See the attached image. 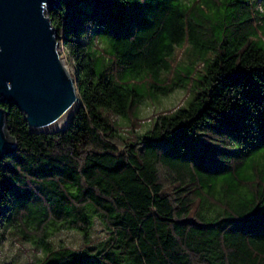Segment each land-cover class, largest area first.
<instances>
[{
	"label": "trees",
	"instance_id": "trees-1",
	"mask_svg": "<svg viewBox=\"0 0 264 264\" xmlns=\"http://www.w3.org/2000/svg\"><path fill=\"white\" fill-rule=\"evenodd\" d=\"M48 13L80 107L46 132L0 101L17 139L0 161V264H264V0H58ZM177 87L184 102L121 132L115 115ZM5 238L32 257L3 261Z\"/></svg>",
	"mask_w": 264,
	"mask_h": 264
},
{
	"label": "water",
	"instance_id": "water-1",
	"mask_svg": "<svg viewBox=\"0 0 264 264\" xmlns=\"http://www.w3.org/2000/svg\"><path fill=\"white\" fill-rule=\"evenodd\" d=\"M58 0H0V101L24 113L27 129H63L80 107L48 10ZM17 146L0 104V161Z\"/></svg>",
	"mask_w": 264,
	"mask_h": 264
},
{
	"label": "rangeland",
	"instance_id": "rangeland-1",
	"mask_svg": "<svg viewBox=\"0 0 264 264\" xmlns=\"http://www.w3.org/2000/svg\"><path fill=\"white\" fill-rule=\"evenodd\" d=\"M257 17L254 18V20ZM60 49V47H59ZM63 60L70 70V65L68 64L65 56ZM71 71V70H70ZM185 90L183 88H174L166 93H156L146 96L143 101L138 105L137 109L130 113V117L127 115H115V120L117 126L120 128L121 132L126 131L125 128L127 124L132 121L133 117H141L142 121L139 122L141 130H145L151 127L154 117L151 115L152 112L159 110L163 107L174 105L175 103H181L183 96L185 95ZM184 102V100H183ZM102 233L99 231L98 234ZM57 237L62 242H67L73 245H78L80 243V235L74 229H64L57 233ZM33 248L28 241H20L13 238H5L1 247V258L3 261H13L14 263H26L30 257L33 255Z\"/></svg>",
	"mask_w": 264,
	"mask_h": 264
}]
</instances>
